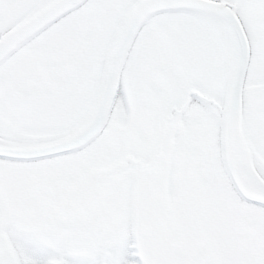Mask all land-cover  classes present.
<instances>
[{
  "label": "rangeland",
  "instance_id": "obj_1",
  "mask_svg": "<svg viewBox=\"0 0 264 264\" xmlns=\"http://www.w3.org/2000/svg\"><path fill=\"white\" fill-rule=\"evenodd\" d=\"M52 1L30 0L25 7L10 10L11 4L0 0V35ZM138 1L143 0H89L87 6L69 13L18 46L14 54L37 57L49 67L60 66L72 56L83 55L84 60L85 56L92 58L86 60L90 67L99 61L102 68L128 10ZM223 1L233 5L244 21L252 47L242 115L247 155L242 159L243 163L239 158V166L250 168L264 180V137L256 120L259 112L264 111V0ZM175 17L193 28H200L201 33L210 34L211 29L216 31L218 45L212 42L216 45L212 55L217 56L218 63L215 61V64L218 66L212 70L217 73L220 87L211 90L210 95L216 105L226 96L231 84L233 53L216 24L199 13L152 17L140 30L120 73L118 89L121 95H116L102 136L84 151L57 159L24 166L0 160V200L9 204H14L15 200L1 198L2 192L6 186L16 183L22 170L21 184L24 182L25 187L15 188H27L32 180L28 174L34 178L40 168L52 182L51 190L55 185L73 183L90 169H111L117 163L120 167L111 169L115 174L111 172L97 179L103 182L102 179L116 176V182L113 181L111 187L104 185L82 215L54 224L48 234H13L6 229L4 239L11 264H76L102 251L95 239V234L101 230L110 241L122 244L114 264H146L136 259L134 251L128 253L126 250L133 249L129 242L132 183L131 176H126L129 172L139 180L140 192L146 190L149 181L152 193L158 186L162 191L153 222L151 264H264V208L252 209L234 192L220 161L222 123L219 114L215 113L217 110L212 108L209 112L202 99L197 98L200 94L188 90L189 83L184 84L182 77L180 79L174 73L178 69L176 60L185 63L187 59L185 50L177 40L171 39L174 37L168 30V20ZM159 20L160 23L156 22ZM169 23L177 24L175 21ZM166 31L171 38L166 37ZM64 38L66 40L62 41ZM174 49L177 55H171L170 50ZM11 59L0 66V88L3 90L10 84L7 74ZM90 67L84 68V76L89 74ZM224 86H227L226 91ZM86 90L90 91L83 96L78 111L82 114L79 125L90 118L95 107L94 83ZM186 95H189L188 99ZM1 109L0 144L34 146L65 136L63 131L53 135L60 136L55 139L47 133H31L32 130L18 120L3 117L5 114ZM75 127L68 129L72 131ZM112 132L122 136L123 140H113ZM130 154L137 158L135 166H128L132 159H128ZM150 163L155 166H148ZM129 255L135 259H129ZM110 256L111 253L104 249L101 264H105V258ZM2 258L0 255V264H6Z\"/></svg>",
  "mask_w": 264,
  "mask_h": 264
},
{
  "label": "water",
  "instance_id": "obj_2",
  "mask_svg": "<svg viewBox=\"0 0 264 264\" xmlns=\"http://www.w3.org/2000/svg\"><path fill=\"white\" fill-rule=\"evenodd\" d=\"M79 2L80 0H58L53 6L36 12L28 20L8 31L0 38V62L12 51L16 43L42 29L45 24L51 22ZM200 2L223 10L222 18L232 27L239 49L238 62L224 113L221 139L222 160L239 195L244 200L264 206V197L250 192L240 178L234 151L235 136L240 118L242 83L249 58L248 41L238 18L231 10L215 1L200 0ZM151 3H153V0L139 2L128 13L119 39L107 60L96 110L91 120L73 135L52 144L35 148L0 146V157L30 160L73 151L84 146L99 132L107 118L110 101L115 92L116 75L121 68L130 43L143 18L156 12L155 8L147 7Z\"/></svg>",
  "mask_w": 264,
  "mask_h": 264
},
{
  "label": "snow or ice",
  "instance_id": "obj_3",
  "mask_svg": "<svg viewBox=\"0 0 264 264\" xmlns=\"http://www.w3.org/2000/svg\"><path fill=\"white\" fill-rule=\"evenodd\" d=\"M5 3H9L16 8H23L28 3V0H5ZM89 0H80L79 3L75 4L74 7L69 8L67 11L62 13L60 16H57L54 20L50 22L56 23L61 20L64 16L69 15V13L75 11L78 8H82L87 6ZM147 7L155 8L156 12L152 15H164V16H171L176 13H197V12H204L208 15V18L213 22L216 23L218 26L222 23V16L223 10L213 8L210 5H205L200 2V0H153V3L147 5ZM151 19V15L147 20L144 21V24L141 25L143 28L145 25L148 24L149 20ZM241 24L244 23L243 20L240 21ZM50 24H46L44 27H49ZM245 32L247 33V28H245ZM116 95H121L119 89H117ZM7 159V157H4ZM95 239L98 241L99 246L101 248V252L94 253L92 256H89L85 259L77 261L76 264H101V256L103 255V250L106 249L108 252L111 253L110 257L105 258V264H114L116 257L122 251V244L120 241H110L107 236L103 234V231H98L95 234ZM130 242V241H129ZM128 253L134 251V249L127 248ZM129 259H135L134 256L129 255Z\"/></svg>",
  "mask_w": 264,
  "mask_h": 264
},
{
  "label": "bare ground",
  "instance_id": "obj_4",
  "mask_svg": "<svg viewBox=\"0 0 264 264\" xmlns=\"http://www.w3.org/2000/svg\"><path fill=\"white\" fill-rule=\"evenodd\" d=\"M206 16L208 18V15ZM216 26L225 36L227 42L231 45V51L233 53L232 62L234 63L237 48L233 39V33L228 23L224 19H222V23L219 26L217 24ZM235 141L236 154L238 159L240 158L241 162L243 163L244 161H242V159L247 155V145L243 129L239 128ZM238 172L246 188H248L253 193L264 196V180L260 178L255 171H252L250 168H240ZM243 178H245L246 181H244Z\"/></svg>",
  "mask_w": 264,
  "mask_h": 264
},
{
  "label": "flooded vegetation",
  "instance_id": "obj_5",
  "mask_svg": "<svg viewBox=\"0 0 264 264\" xmlns=\"http://www.w3.org/2000/svg\"><path fill=\"white\" fill-rule=\"evenodd\" d=\"M28 175L31 178L32 175H30V174H28ZM33 176H34V180H36V181L42 179V175L38 172H36Z\"/></svg>",
  "mask_w": 264,
  "mask_h": 264
}]
</instances>
